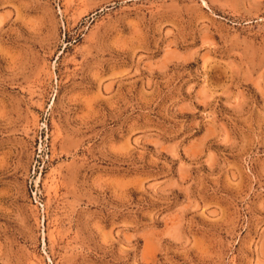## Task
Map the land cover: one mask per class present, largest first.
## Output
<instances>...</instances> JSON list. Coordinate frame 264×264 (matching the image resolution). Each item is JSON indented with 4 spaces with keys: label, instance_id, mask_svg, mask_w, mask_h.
<instances>
[{
    "label": "rangeland",
    "instance_id": "374dc122",
    "mask_svg": "<svg viewBox=\"0 0 264 264\" xmlns=\"http://www.w3.org/2000/svg\"><path fill=\"white\" fill-rule=\"evenodd\" d=\"M0 264H264V0H0Z\"/></svg>",
    "mask_w": 264,
    "mask_h": 264
}]
</instances>
